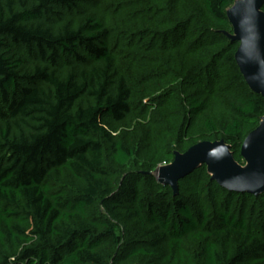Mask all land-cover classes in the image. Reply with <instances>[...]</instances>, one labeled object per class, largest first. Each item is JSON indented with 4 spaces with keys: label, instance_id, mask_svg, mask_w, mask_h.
<instances>
[{
    "label": "trees",
    "instance_id": "trees-1",
    "mask_svg": "<svg viewBox=\"0 0 264 264\" xmlns=\"http://www.w3.org/2000/svg\"><path fill=\"white\" fill-rule=\"evenodd\" d=\"M233 1L0 0V264H264V192L154 174L264 115Z\"/></svg>",
    "mask_w": 264,
    "mask_h": 264
},
{
    "label": "water",
    "instance_id": "water-1",
    "mask_svg": "<svg viewBox=\"0 0 264 264\" xmlns=\"http://www.w3.org/2000/svg\"><path fill=\"white\" fill-rule=\"evenodd\" d=\"M264 0H235L227 9L232 33L237 41L234 58L251 91L264 97ZM244 165L238 163L224 140H203L184 152H174L173 160L154 171L157 181L174 193L178 181L200 165H205L211 179L236 192H264V115L240 146Z\"/></svg>",
    "mask_w": 264,
    "mask_h": 264
},
{
    "label": "rangeland",
    "instance_id": "rangeland-1",
    "mask_svg": "<svg viewBox=\"0 0 264 264\" xmlns=\"http://www.w3.org/2000/svg\"><path fill=\"white\" fill-rule=\"evenodd\" d=\"M235 1V0H234ZM233 1V2H234ZM136 120H135V118H133L131 121H130V125H129V127H128V129H131L132 128V124H133V122H135ZM151 135H152V138H153V143H154V145H155V147L156 148H161V146L163 147V144H164V142L166 141V138H167V136H166V134H161V133H157V132H155V131H152L151 133H150ZM157 142V143H156ZM158 143H160V145H158ZM157 152V151H156ZM158 153H161L160 151H158ZM233 154V153H232ZM241 161L242 162H238V163H240L241 165H244L245 164V161L243 160V158L241 157ZM168 162H166L165 164H167ZM162 165H164V162L162 161V163H161ZM205 170L207 171V169L205 168ZM207 173H208V171H207Z\"/></svg>",
    "mask_w": 264,
    "mask_h": 264
}]
</instances>
